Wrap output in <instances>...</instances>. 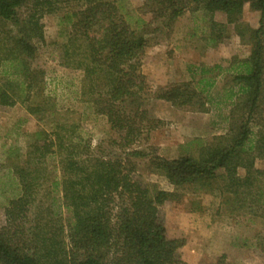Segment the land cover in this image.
<instances>
[{
    "label": "trees",
    "instance_id": "1",
    "mask_svg": "<svg viewBox=\"0 0 264 264\" xmlns=\"http://www.w3.org/2000/svg\"><path fill=\"white\" fill-rule=\"evenodd\" d=\"M124 1L0 0V108L21 105L50 119L49 130L32 133L23 155L10 153L20 160L11 166L0 264H189L181 257L185 240L167 236L161 213L176 194L142 184L130 162L146 156L134 145L159 123L146 117L141 58L149 41L187 11L207 17L209 45L221 43L232 26L250 52L227 67L190 65L187 82L159 89L155 99L190 112L227 108L228 127L195 156L152 164L169 185L216 192L232 205V215L264 224V170L255 167L264 160V0H143L131 11ZM245 5L259 13L255 28L241 21ZM216 13L226 22H215ZM60 14L67 29L54 44L59 63L79 73L78 100L114 132L106 141L110 151L80 123L51 121L58 111L32 63L38 45L46 44L43 18ZM218 77L229 86L211 95ZM256 241L264 264V232ZM208 264L226 263L222 256Z\"/></svg>",
    "mask_w": 264,
    "mask_h": 264
},
{
    "label": "rangeland",
    "instance_id": "2",
    "mask_svg": "<svg viewBox=\"0 0 264 264\" xmlns=\"http://www.w3.org/2000/svg\"><path fill=\"white\" fill-rule=\"evenodd\" d=\"M142 3L143 0H125L123 5L131 11L138 9ZM58 16L61 14L43 18L46 44L38 45L32 63L33 67L42 71L46 87L44 93L52 97L58 111L51 121L80 123L93 142H104L103 147L110 151L106 141L114 137V132L109 129L103 116L95 115L89 106L78 100L79 73L67 70L59 63L54 44L64 41L67 27L59 24ZM143 17L148 19L150 15ZM258 18V12L250 10L247 5L243 7L241 21L244 24L255 28ZM207 20L201 12L187 11L162 36L149 41L141 58L140 70L149 94L145 105L146 117L159 120V123L155 121L158 126L134 145L143 150L146 156L131 158L130 162L135 168L133 175L142 184L154 185L155 188L176 194L177 199L163 204L161 213L167 236L185 240L181 257L187 263H214L223 256L226 264H261L263 256L257 247L256 236L264 232L263 221L248 215H232V205L222 200L216 192L169 185L162 171L152 164L155 158L195 156L215 137L226 133L227 108H211L205 113L190 112L155 99L159 89L169 84L187 82L190 75L186 69L190 65L227 67L232 59L248 57L250 45L239 41L232 26L227 28V38L221 43L209 45ZM213 20L226 22L225 16L220 13H216ZM227 86L229 83L218 77L210 94H222ZM49 122L50 119L45 116L38 119L29 115L21 105L0 108V225H3V209L13 196L9 189V184L14 182L11 166L20 160L13 154L10 156V153L23 155L32 133L40 129L49 130ZM112 151L120 153L117 149ZM255 167L264 170V160H256ZM238 173L243 176L244 171L239 169Z\"/></svg>",
    "mask_w": 264,
    "mask_h": 264
}]
</instances>
